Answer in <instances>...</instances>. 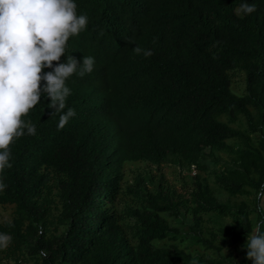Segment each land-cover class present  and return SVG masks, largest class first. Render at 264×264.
I'll use <instances>...</instances> for the list:
<instances>
[{"label":"trees","instance_id":"obj_1","mask_svg":"<svg viewBox=\"0 0 264 264\" xmlns=\"http://www.w3.org/2000/svg\"><path fill=\"white\" fill-rule=\"evenodd\" d=\"M248 2L256 7L245 15L241 0H76L89 22L69 38L66 56H93L94 68L68 79L66 108L76 115L62 128L47 97L22 117L36 135L25 129L14 140L11 167L0 174L7 185L0 206L13 208L11 220L0 223L12 236L0 246V263L18 264L24 255L34 264L230 262L222 250L245 241L252 213L264 219L259 207L233 199L249 188L264 204V0ZM235 71L244 76L240 95L232 90ZM203 161L224 169L208 172ZM138 162L195 174L184 201L136 184L143 209L131 213L132 245L107 205L120 192L123 166ZM201 172L229 195L226 201ZM207 214L237 221L219 230V244L204 238ZM182 218L190 221L187 234L171 226ZM183 239L215 257L155 245Z\"/></svg>","mask_w":264,"mask_h":264},{"label":"clouds","instance_id":"obj_2","mask_svg":"<svg viewBox=\"0 0 264 264\" xmlns=\"http://www.w3.org/2000/svg\"><path fill=\"white\" fill-rule=\"evenodd\" d=\"M255 7L248 0L239 5L245 15ZM88 22L86 14L77 12L76 0H0V174L11 167L9 146L14 140L26 133L36 135V126L22 117L42 97L60 113L58 127L76 115L73 108H66L71 95L67 81L73 74L92 72L95 58L85 56L78 62L66 56V49L69 38L84 31ZM135 50L141 51L139 47ZM151 54L150 49L144 50L145 56ZM6 187L0 176V191ZM11 240L10 233L0 232V246ZM242 248L251 264H264V219L246 234Z\"/></svg>","mask_w":264,"mask_h":264},{"label":"rangeland","instance_id":"obj_3","mask_svg":"<svg viewBox=\"0 0 264 264\" xmlns=\"http://www.w3.org/2000/svg\"><path fill=\"white\" fill-rule=\"evenodd\" d=\"M232 77V90L235 94H243L244 82L243 73L235 71L231 75ZM234 148L240 149L238 143L233 142ZM223 160L228 161V157L223 155ZM202 164L207 168V171L223 170L224 167L221 165H214L210 161H203ZM123 179L121 182L120 192L115 198L112 204L107 205L117 217L119 224L122 226L123 231L129 242L132 245H136V240L133 236L132 226L134 225L135 218L132 216V212L136 210H142V198L135 192L138 191L136 184L143 180V185L148 190H153L158 186L163 191L168 192L176 200H187L189 199V193L191 192V178L194 176L195 171L191 172L181 170L177 165L172 163L161 164L160 166L148 164L146 162L138 163H126L122 169ZM200 176L205 178L212 190L214 196L220 201L224 202L229 198V195L223 191L214 181L213 177L207 172H201ZM142 188V187H141ZM137 190V191H136ZM142 192V191H141ZM144 192V191H143ZM233 199L236 201H242L247 204L251 209L259 207L264 211L263 201L260 200L259 204L256 202V196L253 190L244 188L241 193L236 195ZM189 207V204H188ZM13 208L10 206H0V223L10 221L12 218ZM54 215L58 214V211L53 210ZM167 218V214H164ZM251 220L253 226L258 222L255 213H252ZM204 238L212 239L215 244L220 243L218 232L221 228H235L237 221L231 214L220 216L217 214H207L202 216ZM190 221L183 219L180 223L175 220L171 221L172 227L180 228L185 234L189 233L188 225ZM62 228H59L56 234L61 232ZM245 241L240 244L231 247L224 248L220 255L230 262H223V264H251L246 259V249L242 248ZM176 245L183 249L185 252L191 255H203L206 257H215L210 250L204 249L200 244L192 243L188 239L177 240V241H161L156 242L155 245L158 248L166 245ZM0 264H15L7 260H3ZM18 264H34V260L28 255H24L18 262Z\"/></svg>","mask_w":264,"mask_h":264}]
</instances>
